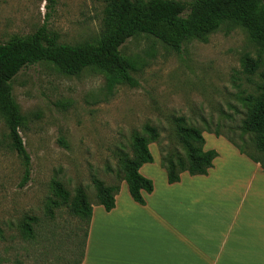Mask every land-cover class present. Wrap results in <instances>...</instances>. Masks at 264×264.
I'll use <instances>...</instances> for the list:
<instances>
[{
    "label": "rangeland",
    "instance_id": "374dc122",
    "mask_svg": "<svg viewBox=\"0 0 264 264\" xmlns=\"http://www.w3.org/2000/svg\"><path fill=\"white\" fill-rule=\"evenodd\" d=\"M40 27L59 44L95 43L104 27L103 1L0 0V43L25 39ZM119 50L133 64L134 87L114 83L108 89L113 75L103 69L87 68L67 76L45 62L26 66L11 80V95L23 119L19 137L29 157V172L20 185L23 168L0 115V264L81 261L87 229L64 207L52 209V217L46 214L51 183L60 182L69 194L82 187L95 204L90 179L114 184L115 152L129 153L132 133L145 124L158 129L165 150L172 148L171 119L181 116L198 128L205 121L210 131L227 135L253 153L247 135H241L238 127L243 99L257 93L264 61L257 58L258 48L243 29L224 22L203 41L185 42L178 52L142 35L128 39ZM245 59H258L251 73L245 72ZM212 137L216 144L219 136ZM219 138L218 145L230 146ZM205 140L210 143L209 136ZM148 148L155 160L140 172L157 183L165 175L159 166L158 145ZM219 151L228 154L223 148ZM246 171L238 163L225 161L216 177L239 179L238 190ZM24 222L31 228V237L21 231Z\"/></svg>",
    "mask_w": 264,
    "mask_h": 264
},
{
    "label": "trees",
    "instance_id": "16d2710c",
    "mask_svg": "<svg viewBox=\"0 0 264 264\" xmlns=\"http://www.w3.org/2000/svg\"><path fill=\"white\" fill-rule=\"evenodd\" d=\"M104 27L95 43L59 44L48 35L43 27L22 40L0 43V115L8 129L11 149L22 165V185L28 177L29 157L19 137L22 117L11 95L10 82L15 75L29 65L45 62L53 65L61 74L75 76L87 68L103 69L113 76L107 83L110 89L114 83L136 85L131 76L133 64L122 57L119 48L130 38L142 35L150 37L163 46L178 52L182 45L192 39L203 41L224 22H230L243 29L249 41L258 48V59L264 61V0H191L183 3L175 0H102ZM257 60H244L245 72L251 73ZM257 93L243 99L244 113L238 127L241 135H247L252 152L236 145L230 137L217 130L210 131L208 123L202 120V128L189 124L184 117H173L170 143L165 150L159 142L156 127L145 124L140 132L132 133L129 153L115 152L116 168L114 184H104L92 177L95 205L109 212L114 208V196L120 183H124L129 198L144 205L142 193L152 191V182L140 174L144 164L152 163L149 145L157 144L159 166L165 173L167 184L179 181L181 173L189 176H204L212 167L217 153L203 149L202 134L222 136L264 172V70ZM106 171L112 170L107 166ZM52 198L47 201L46 214L53 216L52 209L64 207L69 214L85 224L87 229L91 216V203L82 187H76L72 194L58 181H52ZM27 220H33L28 218ZM24 236L31 237V228L24 222L21 226ZM85 231V230H84ZM85 236V233H84ZM80 259L75 264H79Z\"/></svg>",
    "mask_w": 264,
    "mask_h": 264
},
{
    "label": "crops",
    "instance_id": "0c3cea01",
    "mask_svg": "<svg viewBox=\"0 0 264 264\" xmlns=\"http://www.w3.org/2000/svg\"><path fill=\"white\" fill-rule=\"evenodd\" d=\"M206 134L204 149L217 151L206 175L183 172L173 184L164 175L142 193L144 205L124 183L109 212L91 204L79 264H264V173L231 144L218 145L221 136L215 144ZM225 161L247 168L238 190L239 179L216 177Z\"/></svg>",
    "mask_w": 264,
    "mask_h": 264
}]
</instances>
